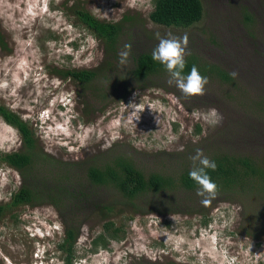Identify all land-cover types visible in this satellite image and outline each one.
I'll list each match as a JSON object with an SVG mask.
<instances>
[{"label":"rangeland","instance_id":"obj_1","mask_svg":"<svg viewBox=\"0 0 264 264\" xmlns=\"http://www.w3.org/2000/svg\"><path fill=\"white\" fill-rule=\"evenodd\" d=\"M201 1L200 19L176 26L152 19L155 0H0L7 42L0 47V106L28 121L49 155L25 175L0 161V264H67L60 246L66 225L79 228L73 264H264V0ZM80 11L104 22L137 19L120 23L117 48L107 53L105 38ZM157 32L187 34L186 62L209 79L204 95H183L165 68L136 77L134 58L152 53ZM126 44L131 52L121 64ZM216 68L238 76L224 82ZM76 70L96 75L85 87ZM210 109L220 123L210 122ZM21 144L19 130L0 115V155ZM196 149L209 159L228 156L208 170L218 193L207 206L196 183L182 182ZM118 155L175 182L129 200L89 180L90 165ZM24 184L38 202L11 204ZM99 205L114 211L102 217ZM107 221L111 232L120 228V239L105 230ZM104 231L107 248L94 249Z\"/></svg>","mask_w":264,"mask_h":264},{"label":"trees","instance_id":"obj_2","mask_svg":"<svg viewBox=\"0 0 264 264\" xmlns=\"http://www.w3.org/2000/svg\"><path fill=\"white\" fill-rule=\"evenodd\" d=\"M203 13L204 7L201 0H155V10L150 15L154 21L161 24L188 26L198 21ZM79 16L96 31L99 37L105 38V40L102 41L107 46V53L113 52V50L117 48V44L115 45L113 42L117 40L119 26L121 25L120 23L127 20L135 21L137 19L134 18V15L128 14L125 15L119 23H112L96 19L91 14L86 12L79 13ZM0 47L7 49V42L1 28ZM134 61L136 62V73H138V76L136 77L146 76L149 75L151 71L158 72L161 71V68H165L159 62L154 61L151 57V53L149 52L139 54L136 58H134ZM192 66L193 63L191 61H187L184 72H189ZM232 67L233 66H230V68ZM214 72V74H218L221 77L222 81L233 84L234 79L229 75L230 72L226 69L216 68ZM73 75L86 87L87 84L92 83L94 80L93 77L96 73L93 74L90 70H76L73 72ZM116 78L119 80L123 79L121 76L118 77L117 75ZM126 96L127 95L121 97L125 98ZM0 115L10 125L17 128L22 136L21 149L13 152H7L3 155L1 154V162H6L11 167L20 171L22 175H25L36 163L37 157L44 156L45 159L48 160L47 157H49V155L44 153V151L39 147L35 133L30 127L28 121L24 120L15 111L10 110L3 105L0 106ZM209 157L210 159L213 158L212 160L214 161H218L220 159L226 160L228 158L227 155H224V157L221 156V158L218 159L219 153L216 152L212 153ZM251 165L253 172H256L254 163ZM188 174L189 173L187 172L184 175L182 182L184 186L191 188L195 182L189 178ZM210 176L212 178L211 174ZM87 177L94 184L111 185L119 194L129 200H133L134 198L140 195H145L146 193H157L158 191L169 189L175 182L173 177L159 171L146 174L131 158L125 155L113 156L104 163L90 165L87 169ZM38 200L37 193L31 187L24 184L14 193L11 204L34 205L38 202ZM114 207V205H99L97 206V209L102 214V217H108L110 213L114 211ZM2 211L3 206L0 205V216ZM113 226V221H107L105 223V230L109 232L112 238L120 239L118 234L120 228L114 227L113 232H111L110 228ZM78 230L79 228L66 225V238L64 243L60 246L66 251L67 264H73L75 258L74 243L79 233ZM109 241L110 240L107 238L104 231L98 235V237L93 239L94 249L99 246L107 248Z\"/></svg>","mask_w":264,"mask_h":264},{"label":"clouds","instance_id":"obj_3","mask_svg":"<svg viewBox=\"0 0 264 264\" xmlns=\"http://www.w3.org/2000/svg\"><path fill=\"white\" fill-rule=\"evenodd\" d=\"M158 44L152 50L151 57L154 61L163 65L169 74L168 83L175 86L185 96L204 95L205 86L209 83L207 76L201 75L198 68L193 65L190 72L184 75L186 66V55L188 36L185 33L183 36H175L172 33H167L166 36H161L159 32L156 34ZM131 45H124V50L119 53V62L126 64L130 56ZM229 75L235 79L238 76L236 71H232ZM132 109L131 118L140 119V114L135 103L128 105ZM209 114L212 117V124H218L222 120V116L215 109H210ZM180 150H183L181 147ZM192 167L189 171V178L197 185L196 194L202 198L201 203L205 206L211 203L216 198L218 193V185L212 180L209 171H215L217 164L203 154L201 149H196L195 154L190 157Z\"/></svg>","mask_w":264,"mask_h":264}]
</instances>
